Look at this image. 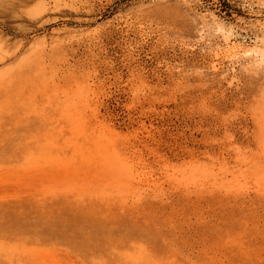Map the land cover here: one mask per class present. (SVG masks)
<instances>
[{
	"label": "rangeland",
	"instance_id": "1",
	"mask_svg": "<svg viewBox=\"0 0 264 264\" xmlns=\"http://www.w3.org/2000/svg\"><path fill=\"white\" fill-rule=\"evenodd\" d=\"M0 264H264V0H0Z\"/></svg>",
	"mask_w": 264,
	"mask_h": 264
}]
</instances>
